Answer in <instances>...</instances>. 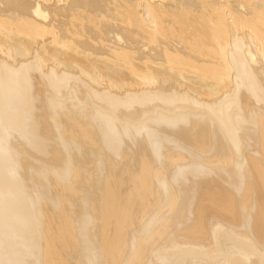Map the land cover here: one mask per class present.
Returning <instances> with one entry per match:
<instances>
[{
	"label": "bare ground",
	"instance_id": "obj_1",
	"mask_svg": "<svg viewBox=\"0 0 264 264\" xmlns=\"http://www.w3.org/2000/svg\"><path fill=\"white\" fill-rule=\"evenodd\" d=\"M0 264H264V0H0Z\"/></svg>",
	"mask_w": 264,
	"mask_h": 264
},
{
	"label": "rangeland",
	"instance_id": "obj_2",
	"mask_svg": "<svg viewBox=\"0 0 264 264\" xmlns=\"http://www.w3.org/2000/svg\"><path fill=\"white\" fill-rule=\"evenodd\" d=\"M9 129L11 130V131H13V132H16V126H14V125H10L9 126ZM244 150V154H246V155H249V149H243ZM212 156H214V155H212ZM12 182H14V183H16L17 181L16 180H14V179H12ZM224 187H226V184H222ZM237 205L238 206H240L238 203H237ZM223 213H218V215H222ZM209 215V213L207 214V216ZM237 222V221H236ZM16 233L18 234V235H25L26 234V231H23V230H20V229H18V230H16Z\"/></svg>",
	"mask_w": 264,
	"mask_h": 264
}]
</instances>
